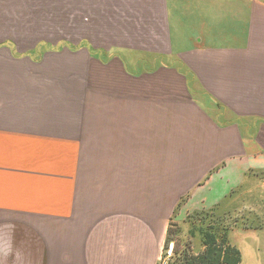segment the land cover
<instances>
[{"label":"crops","instance_id":"1","mask_svg":"<svg viewBox=\"0 0 264 264\" xmlns=\"http://www.w3.org/2000/svg\"><path fill=\"white\" fill-rule=\"evenodd\" d=\"M3 49L73 70L0 64V264H158L183 196L264 264V0H0Z\"/></svg>","mask_w":264,"mask_h":264},{"label":"trees","instance_id":"2","mask_svg":"<svg viewBox=\"0 0 264 264\" xmlns=\"http://www.w3.org/2000/svg\"><path fill=\"white\" fill-rule=\"evenodd\" d=\"M242 218L230 211L221 210L219 206L189 212V229L184 249H179L180 245L174 238V233L178 230L171 221L162 257L168 258L167 264H240L242 253L232 242L230 232L239 226L252 227V224ZM171 243L173 247L168 256Z\"/></svg>","mask_w":264,"mask_h":264},{"label":"rangeland","instance_id":"3","mask_svg":"<svg viewBox=\"0 0 264 264\" xmlns=\"http://www.w3.org/2000/svg\"><path fill=\"white\" fill-rule=\"evenodd\" d=\"M58 48V47H57ZM70 48V46H69ZM56 49V48H55ZM13 59H20L18 61ZM0 64H8V67H1L2 69L13 70L15 74H30L32 77L35 76H55L57 79L62 78L63 76H70L72 74V66L70 62V51L65 49L61 51H9V50H0ZM81 74L84 73L85 67L79 64L78 68H75V72ZM74 73V72H73ZM54 77V79H55ZM70 94V93H69ZM79 94H74L73 99L70 100V105L75 106L82 105L86 106L89 103V98H86L80 102L81 99L76 100ZM68 102L65 101L62 104ZM80 102V103H79ZM186 196L182 197V200L176 206L174 216L171 221L175 224V228L178 230L174 233V238L177 241V244L180 245V251L184 249L186 243V232L189 229V224L187 223V214L186 207ZM223 210V209H222ZM226 211V210H224ZM238 214L240 212H234ZM170 221V222H171ZM170 249V246H169ZM170 256L169 252L167 253ZM168 258L163 256L160 260V264H167Z\"/></svg>","mask_w":264,"mask_h":264},{"label":"built area","instance_id":"4","mask_svg":"<svg viewBox=\"0 0 264 264\" xmlns=\"http://www.w3.org/2000/svg\"><path fill=\"white\" fill-rule=\"evenodd\" d=\"M172 247H173V244L171 243L169 253H171Z\"/></svg>","mask_w":264,"mask_h":264}]
</instances>
